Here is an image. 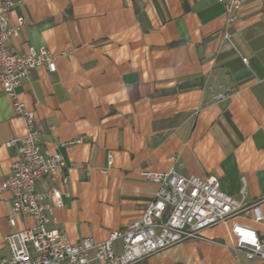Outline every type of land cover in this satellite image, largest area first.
Returning a JSON list of instances; mask_svg holds the SVG:
<instances>
[{
  "label": "crops",
  "instance_id": "0c3cea01",
  "mask_svg": "<svg viewBox=\"0 0 264 264\" xmlns=\"http://www.w3.org/2000/svg\"><path fill=\"white\" fill-rule=\"evenodd\" d=\"M16 1L10 22L21 15L25 24L11 44L56 56L54 71L32 70L17 88L43 124L42 149L67 164L70 195L48 227H63L72 242L104 240L140 219L152 199L158 184L143 172L173 168L217 177L239 210L136 264H264L237 250L230 232L247 225L264 241L253 213L264 215V0H243L228 38L219 0ZM24 133L0 85V182L17 156L6 142ZM49 185L43 178L35 188ZM10 211L2 190L0 260L10 255L6 234L34 223L17 215L11 227Z\"/></svg>",
  "mask_w": 264,
  "mask_h": 264
},
{
  "label": "built area",
  "instance_id": "2783aa9c",
  "mask_svg": "<svg viewBox=\"0 0 264 264\" xmlns=\"http://www.w3.org/2000/svg\"><path fill=\"white\" fill-rule=\"evenodd\" d=\"M219 2L224 7L222 34L228 38L227 27L238 18L243 0ZM17 4L16 0H0V85L11 100L15 115L22 119L25 133L6 142V146L17 148V156L11 162L9 175L0 182V191L11 194L9 226H15L17 215L31 216L34 223L6 234L10 255L2 258L0 264H136L175 243L201 238L203 229L230 219L239 210L240 204L221 190L217 177L183 175L171 168L166 172H143L148 180L158 184L152 199L140 219L112 230L104 240L85 236L72 242L63 227L49 228L57 223L55 209L64 206L63 196L70 195L63 189L68 182L67 164L60 152L42 149L43 124L33 110L19 101L17 88L32 70L44 66L54 71L56 56L46 48L29 45L20 51L11 44L25 24L21 15L10 22V12ZM260 10L264 15V2ZM222 97L224 94L216 96ZM107 163H112L111 154ZM43 178L49 180V188L37 191L36 183ZM245 190L243 181L240 193ZM253 213L255 220L264 222L258 207H253ZM230 232L235 248L244 251L247 258L264 259V241L254 228L233 223Z\"/></svg>",
  "mask_w": 264,
  "mask_h": 264
}]
</instances>
